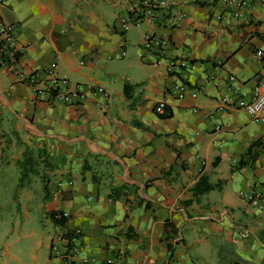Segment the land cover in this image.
I'll return each mask as SVG.
<instances>
[{
  "label": "crops",
  "instance_id": "1",
  "mask_svg": "<svg viewBox=\"0 0 264 264\" xmlns=\"http://www.w3.org/2000/svg\"><path fill=\"white\" fill-rule=\"evenodd\" d=\"M3 1L18 49L15 72L0 65V209L12 205L0 227L15 232L4 264H264V199L240 194L264 190V121L241 106L264 79V0H244L240 17L219 0H168L125 32L119 20L139 0ZM147 33L168 41L159 63L143 48ZM169 59L179 62L167 71ZM51 62L85 99L34 92L26 79L47 86ZM159 101L171 116L155 113ZM29 140L48 166L36 195L17 165ZM201 176L213 188L195 197ZM55 210L82 232L70 261L51 253L66 228ZM31 224L32 236L14 230ZM21 237L26 253L11 251Z\"/></svg>",
  "mask_w": 264,
  "mask_h": 264
},
{
  "label": "built area",
  "instance_id": "2",
  "mask_svg": "<svg viewBox=\"0 0 264 264\" xmlns=\"http://www.w3.org/2000/svg\"><path fill=\"white\" fill-rule=\"evenodd\" d=\"M168 0H139L137 8L132 9L126 16H122L119 20L120 30L123 32L127 31L133 25H139L145 19L151 17L158 8L166 6ZM217 1V0H210ZM224 5L233 7L231 9L232 14L235 17H240L243 13V8L247 3L244 0H219ZM1 2H5L1 0ZM15 23H7L0 19V65L10 72H15L16 57L18 55V49L16 47L15 40ZM168 41L165 37L156 34L147 33L144 35L143 48L150 50L156 54V63H159ZM179 60L169 59L167 61V71L178 64ZM185 65V64H184ZM187 67H193L192 63L186 64ZM56 63L51 62L49 67L44 70L45 76L47 77V86L37 87L38 79L35 75H30L26 80L33 87L36 94H47L56 101L63 102L65 104H76L86 98V93L83 87L76 85L74 89L69 90L68 81L66 79L58 78L54 75ZM234 79L233 76L230 77ZM89 90L94 95L101 94L105 98L107 93L102 87H89ZM188 92V87L183 82H178L173 85L172 93L178 98L182 99ZM197 95L196 91L190 92V96L195 98ZM241 106L245 111L252 117L254 121H264V79L253 88L252 97L248 101L241 102ZM167 105L165 101H159L154 106L156 114L163 113ZM241 196L245 197L252 204L259 205L260 200L264 199V190L252 189L247 193H240ZM55 219H64L66 227L67 220L69 219V213L63 210L53 211ZM67 236H62V233H57L51 243V253L55 256L61 255L65 261H70L79 253V249L74 245V241L79 238L82 234L81 229L72 228L64 229ZM60 243V244H59ZM70 243V245H69ZM85 258H80L77 264H85ZM106 264H113V260L110 258L106 259Z\"/></svg>",
  "mask_w": 264,
  "mask_h": 264
},
{
  "label": "rangeland",
  "instance_id": "3",
  "mask_svg": "<svg viewBox=\"0 0 264 264\" xmlns=\"http://www.w3.org/2000/svg\"><path fill=\"white\" fill-rule=\"evenodd\" d=\"M37 142L29 140V142L26 143H21L20 145L23 148L22 154H21V159L17 161V165L20 168V175L22 177V180H26L29 183H32V186H30V189L27 190V194L31 193L32 195L38 194L39 186H35L34 182L38 178H41V181H46L44 177L47 176V174L44 173V171L47 169V163L45 160L42 158L41 154H38L40 149L37 147ZM20 182V184H21ZM19 184V185H20ZM34 184V185H33ZM27 189V188H26ZM24 189V191H26ZM12 207L11 204H6L3 208L6 212H10V208ZM2 208L0 209V221H5L6 215L5 211ZM20 214V213H19ZM2 217V218H1ZM33 225L31 224L30 226H14V230L17 231L20 236L23 234L32 236V231L34 228L32 227ZM15 235V232L12 230L2 228L0 227V264H4L2 252L4 249L7 248L8 242L10 241V238ZM25 240V238H20L19 241L20 243L13 242V245L10 246L11 251L13 250L16 253H20L24 251L23 253H26V248L24 247L25 243H22ZM21 250V251H18ZM24 260L26 259V255H24Z\"/></svg>",
  "mask_w": 264,
  "mask_h": 264
},
{
  "label": "trees",
  "instance_id": "4",
  "mask_svg": "<svg viewBox=\"0 0 264 264\" xmlns=\"http://www.w3.org/2000/svg\"><path fill=\"white\" fill-rule=\"evenodd\" d=\"M159 117L161 118H166L171 116V111L168 109V107L165 109V111L163 113H158L157 114ZM258 141H255L252 145L256 144ZM252 145L246 150L245 154H249L250 153V148L252 147ZM246 162L244 161V159H240L238 162V166H242L244 165ZM22 180V177H21ZM20 180V182H21ZM213 188V185L209 184L207 181V178L205 176H201L198 181L196 182V184L194 185L192 192L193 195L196 197L199 194H202L204 192H208L210 189ZM50 218L52 219V221L60 226H63L65 224V220L64 219H55L54 217V213L50 212ZM166 225H168V223H165V227ZM62 236H67V234L62 233ZM129 238H133V235H128ZM70 245V243H69ZM169 250L171 249V245H168Z\"/></svg>",
  "mask_w": 264,
  "mask_h": 264
}]
</instances>
